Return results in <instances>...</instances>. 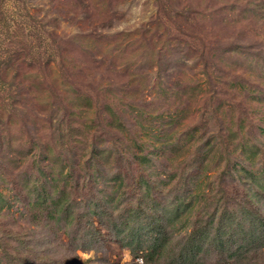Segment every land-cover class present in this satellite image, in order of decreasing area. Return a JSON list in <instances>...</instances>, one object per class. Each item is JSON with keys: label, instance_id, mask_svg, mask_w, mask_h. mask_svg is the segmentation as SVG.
I'll return each mask as SVG.
<instances>
[{"label": "rangeland", "instance_id": "374dc122", "mask_svg": "<svg viewBox=\"0 0 264 264\" xmlns=\"http://www.w3.org/2000/svg\"><path fill=\"white\" fill-rule=\"evenodd\" d=\"M221 174L264 213V0H0V264H143Z\"/></svg>", "mask_w": 264, "mask_h": 264}, {"label": "trees", "instance_id": "16d2710c", "mask_svg": "<svg viewBox=\"0 0 264 264\" xmlns=\"http://www.w3.org/2000/svg\"><path fill=\"white\" fill-rule=\"evenodd\" d=\"M242 169L244 172H252L245 166ZM220 178L217 190L209 187L206 192L197 195L198 198L201 196L202 202H199L200 206L198 204V209L195 210L190 231L178 234L172 232V236L169 237L157 233L156 237H152L150 244L138 240L136 244L127 242L123 245H128L134 256L135 253H142L143 264H156L157 258L162 256H164V264H264L262 258L264 213L258 207L250 205L248 192L242 191L236 181H232V184L227 183L223 174ZM252 183L256 182L252 181ZM62 192L64 195L51 201L52 207L46 208L47 218L60 219V212H66L64 225L72 230V240H79L78 234L76 236L73 229L76 228L77 231L80 225L83 227L82 220L85 218L81 215L77 224L75 221L71 224L74 209L72 211L69 195ZM260 192L264 194V186H260ZM62 198L66 200L65 203L61 201ZM193 198L194 195L186 203L189 208L193 206ZM138 208L141 209L140 204ZM179 210L180 206L177 214ZM135 215V219L140 217L137 213ZM86 222V230L81 234L84 242L80 244L71 241L74 257L78 263L80 261L78 250L87 248L88 243L98 238L93 231L94 227L88 220ZM255 222H258L259 226L253 225Z\"/></svg>", "mask_w": 264, "mask_h": 264}]
</instances>
